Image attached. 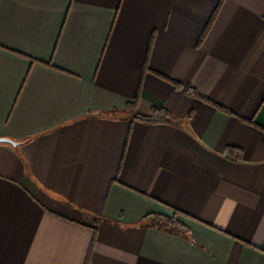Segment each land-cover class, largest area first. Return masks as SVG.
Segmentation results:
<instances>
[{"label":"crops","instance_id":"0c3cea01","mask_svg":"<svg viewBox=\"0 0 264 264\" xmlns=\"http://www.w3.org/2000/svg\"><path fill=\"white\" fill-rule=\"evenodd\" d=\"M0 136V264H264V0H0Z\"/></svg>","mask_w":264,"mask_h":264},{"label":"trees","instance_id":"16d2710c","mask_svg":"<svg viewBox=\"0 0 264 264\" xmlns=\"http://www.w3.org/2000/svg\"><path fill=\"white\" fill-rule=\"evenodd\" d=\"M218 11V6L215 8V10L213 11L211 18L209 20L208 25L210 24V22L212 21V19L214 18V16L216 15ZM208 27V26H207ZM206 31V30H205ZM173 84L177 87L180 88L181 85L177 82L173 81ZM186 91L195 97H202L199 93H197L193 88L191 87H187ZM135 102V101H134ZM134 102H132L131 104L129 103V106H131L132 104H134ZM220 109L229 112L227 109H225L222 106H219ZM169 113L167 110L163 109V108H153L151 110V113L148 115H139L136 114L135 118L147 123H161V122H168L169 121ZM241 150L236 148V147H229L227 149V153H226V157L228 159H234V160H239L241 158ZM178 211L173 210V215L172 216H163V215H149L148 217L150 218V221L153 225L157 226V227H168L170 229L172 228H178V227H182L181 222L178 219Z\"/></svg>","mask_w":264,"mask_h":264},{"label":"water","instance_id":"95a60500","mask_svg":"<svg viewBox=\"0 0 264 264\" xmlns=\"http://www.w3.org/2000/svg\"><path fill=\"white\" fill-rule=\"evenodd\" d=\"M0 142H6V143H10L12 144L13 146H17L18 142L8 138V137H1L0 136Z\"/></svg>","mask_w":264,"mask_h":264}]
</instances>
